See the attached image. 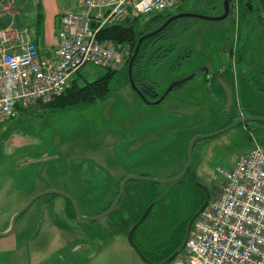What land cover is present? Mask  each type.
<instances>
[{"label": "rangeland", "instance_id": "1", "mask_svg": "<svg viewBox=\"0 0 264 264\" xmlns=\"http://www.w3.org/2000/svg\"><path fill=\"white\" fill-rule=\"evenodd\" d=\"M201 1L206 7L188 0L163 14H223L221 6H209L211 0ZM235 14L217 21L183 17L167 26V37L151 46L141 64L146 78L165 95L160 104L129 85L104 101L62 111L50 112L38 105L44 103H38L1 124L0 228L5 222L11 226L13 216L37 194L50 191L47 188L52 185L68 188L81 215L95 217L103 212L112 190L118 195L112 174L117 169L120 173V168H131L125 170H133L128 176L172 178L186 166L188 149L196 136L217 133L246 117L264 119V19H259L260 14L255 19L254 15ZM117 48L129 50L131 55L130 46ZM106 73V68L87 64L79 78L94 81ZM182 81V86L168 93L173 84ZM171 100H179L178 106L171 116L167 114L165 125L158 127L150 119L156 112L164 115ZM249 127L256 130L255 141ZM143 131L148 136L137 143L140 151L124 154V139ZM257 144H264L261 122L202 138L193 149V172L169 183L130 180L112 213L99 220H81L77 230L60 223L59 209L48 205L53 194L40 196L18 218L14 233H23L24 239L34 235L32 240H36L42 235L40 225L50 221L61 228L48 232L47 238L76 237L77 251L49 253L41 264H146L128 241L136 224L132 220L141 218L153 204L135 231L134 241L145 254L169 245L177 229L195 212L200 190L205 193L206 187L212 196L219 193L224 184L219 169H231L240 154ZM151 188L157 197L147 205Z\"/></svg>", "mask_w": 264, "mask_h": 264}, {"label": "built area", "instance_id": "2", "mask_svg": "<svg viewBox=\"0 0 264 264\" xmlns=\"http://www.w3.org/2000/svg\"><path fill=\"white\" fill-rule=\"evenodd\" d=\"M187 1L82 0L78 11L61 16L53 58L43 57L25 33L17 35L12 51L0 48V125L14 120L20 109L62 96L73 75L87 64L123 67L130 51L100 41L102 28ZM0 37L9 40L6 31ZM219 172L224 177L221 190L195 219L183 252L166 264H264V144L240 154L231 169Z\"/></svg>", "mask_w": 264, "mask_h": 264}, {"label": "crops", "instance_id": "3", "mask_svg": "<svg viewBox=\"0 0 264 264\" xmlns=\"http://www.w3.org/2000/svg\"><path fill=\"white\" fill-rule=\"evenodd\" d=\"M81 1L82 0H0V32L6 31L9 38L7 42H3L2 38L0 37V48L12 51L13 47L17 46L18 44L17 35L25 33L29 40L36 43L39 48V52L43 57L53 58L59 46L58 30L61 26V16L68 12L78 11L81 8ZM178 7L180 8L181 6L179 5ZM186 12L187 11L181 13ZM235 13V15L237 16L238 11H235ZM142 16L144 15H141V17ZM97 25L98 23L94 22L92 27L95 29ZM123 46L124 48L122 50L126 49L125 47H127L128 45ZM184 82L185 81H182V84ZM156 101L155 104H160L162 102V100L157 103ZM178 101L179 100H171L169 103L171 107L166 108L164 115L162 114V111L158 113L156 112V115L153 116L150 120H153V123L157 124L158 127L165 125L164 123L166 122L165 118L167 114L170 116L172 115V110H174L178 106ZM245 127L246 125L243 128L245 129ZM247 131H249L251 134V140L254 139L255 141V138H253V134L255 135L254 137H257L256 130H253L249 127ZM148 132L150 135L154 133L152 131ZM134 134L135 135L132 136L128 135V138L126 137L124 139V142L127 146L124 154H136L138 151H140V146H137V143L141 142V138H145L148 136L146 131H143L137 135L136 133ZM133 163L134 162H132V164ZM123 168H120V173L119 169H117L115 173H112L113 177H115L117 180L115 184V186L117 187L120 185V181L124 177L133 174V170L125 171L131 168H127L124 170ZM47 189L63 191L73 196L69 189L64 186L52 185ZM33 194L34 192H32L31 195ZM53 195L54 196H51L47 199L48 205H56V208L59 209V212L61 214V218H59L60 223L69 227L68 229L77 230V228H80L82 221L81 219L73 216L70 213L67 200L62 196L60 197V195ZM109 196H111V198L109 199L108 204L104 206V209L112 201L115 200L116 194L114 195V190H112V195ZM59 198L63 199L61 200ZM15 213L16 212H14L11 217ZM138 217L139 216H136L132 221L135 222ZM9 228L10 224H7L5 222L0 228V234L7 232ZM22 228H24V226ZM60 228L61 226L57 222L48 221L40 225L39 231H41L40 235H42L36 240H32V237L34 235L29 237L28 239H24L22 236L23 233L16 234L14 233L15 231L11 235L0 237V264H41L44 258L48 257L49 253H58L57 251L59 250H69L73 251L74 253L75 251H77V246H75L77 245L75 236H66L62 238H59V236H54L47 238L46 235L48 232H56L57 230H60ZM42 237L43 239H40ZM22 241L28 242L21 244ZM54 244H56V246Z\"/></svg>", "mask_w": 264, "mask_h": 264}, {"label": "trees", "instance_id": "4", "mask_svg": "<svg viewBox=\"0 0 264 264\" xmlns=\"http://www.w3.org/2000/svg\"><path fill=\"white\" fill-rule=\"evenodd\" d=\"M206 1V0H204ZM248 0H238L240 5V11L238 12L240 17H248L256 14L248 11L246 7V2ZM200 2V3H199ZM198 5H202L203 1L197 0ZM204 5V4H203ZM202 5V6H203ZM219 5L222 7L223 0H211L209 6ZM181 6V5H180ZM206 7V5H204ZM183 11V10H182ZM147 16H150L149 18ZM172 14H152L144 15L134 19H128L126 23H118L116 25L107 26L101 29L98 33V39L100 41H109L114 44L116 47L123 45H128L131 48V55L125 61L123 67L116 70L107 69V73L94 81H89L88 79L80 80V69L76 72L62 96L55 99L54 101L42 105L43 108H48L50 112L62 111L74 106L79 105H88L93 104L98 101H104L110 97V95L125 86L131 85L130 78V61L133 57V54L136 50V47L139 45L140 39L154 30L158 29ZM148 18V19H146ZM250 20H248L249 22ZM167 30H163L155 36L146 38L141 44L136 58L132 63V79L134 80L138 89L151 100H159L162 95L157 92V84L149 81L142 72V63L146 58L147 53L151 46L155 45L159 40L167 37ZM116 81V87L113 88L112 84ZM179 86H182V83H178L173 86L172 90L177 89ZM171 90V91H172ZM170 93V92H169ZM25 110V109H20ZM247 124V123H245ZM154 189L151 188L146 197V203L149 205L152 201L156 200L157 195L153 192ZM119 192V186L117 193ZM202 192V193H201ZM198 202H196L195 212L201 207L205 201V193L200 190V195H198ZM68 206L70 213L73 216H76L74 208L70 201H68ZM112 204V203H111ZM111 204H109L103 211L108 209ZM193 213V215L195 214ZM191 215L189 219L193 216ZM77 217V216H76ZM139 217L135 220L137 223ZM189 219L184 222L178 229L177 233L173 235L170 244L164 247L158 248L154 254H145V256L152 262L156 264H163L176 250L181 247L183 239L185 237L186 227ZM135 234V233H134Z\"/></svg>", "mask_w": 264, "mask_h": 264}, {"label": "water", "instance_id": "5", "mask_svg": "<svg viewBox=\"0 0 264 264\" xmlns=\"http://www.w3.org/2000/svg\"><path fill=\"white\" fill-rule=\"evenodd\" d=\"M229 1L230 0H225V2H224V4H225V10H224V13L222 15H220V16H217V17H206V16L198 15V14L192 13V12L180 13V14H176V15L171 16L158 29L154 30L153 32H151L149 34L144 35L140 39L139 45L136 47V50H135V52L133 54V57H132V59L130 61V69H129V72H130V78H131V85L134 88V90L137 91V92L140 91L138 89V87L136 86L134 80L132 79V63H133L134 59L136 58V56L138 54V51H139V48H140V44L146 38H149L151 36H155V35L159 34L164 29H166L167 26L171 22H173L174 20H177L179 18H183V17H197V18H203V19L212 20V21L226 19L229 16L230 13L231 14L233 12L235 13V6L233 5L232 6V9H231L230 8ZM258 2H259V5H260V9L263 11V13L261 15H259V19H261V18H264V0H258ZM176 84H178V83H175V84H173L170 87L168 93L172 90L173 86H175ZM164 97H165V95H162V97L158 101H156V103L159 102V101H161V100H163ZM249 122H261V123H264V119L263 118H260V117H246V118H243V119H241L239 121H236V122L231 123L230 125H228L227 127H225L224 129L220 130L217 133L196 136L192 140V142H191V144L189 146L186 166L184 167V169L179 174H177L176 176H174L172 178H169V179H154V178H150V177H146V176H126L123 179V181L121 182V184L119 186L118 195L115 198V200L112 202L111 206L108 209H106L105 211H103L101 214H99V215H97L95 217H84V216H82L81 213H80V211H79V209H78V206H77L76 202L66 192L59 191V190H50V191H47L46 193L37 194L35 197H33V199H31V201H29L27 203L26 206H24L22 209H20L13 216L12 223H11V226H10L9 230L7 232H5V233H1L0 234V237H4V236L11 235L14 232V229H15V226H16V223H17L18 218L33 204V202L38 197L43 196V195H47V194H57V195H60V196L64 197L66 200L70 201L71 204H72V206H73V208H74V211L76 213L77 218H79L81 220H99V219H102V218H104L105 216L109 215L110 213H112L115 210V208L119 204V202L121 200V197L123 195L125 184L128 183L130 180H148V181H151V182H154V183H169V182L179 181V180L183 179L187 175L188 171L192 167V164H193L192 153H193L194 146H195V144H196V142L198 140H200L202 138H211V137L220 135V134H222L224 132H227L228 130H230V129L234 128V127H237V126H240L242 124L249 123ZM201 187H203V186H201ZM203 189L205 190V193L207 195V198L204 201V203L201 205V207L197 210V212L189 219L188 224H187V227H186L185 237L183 239V242L181 244V247L178 250H176L163 264H166V263L172 261L173 259H175L182 252V250L185 248L186 243H187V240H188V237L190 235V232H191V229H192V226H193V223H194L195 219L204 210V208L207 206V204L209 202V199H210V193H209L208 189L206 187H203ZM152 207H153V204H151L146 209L145 213L142 215V217L139 219V221L132 227V229L130 230L129 235H128V241H129L130 245L138 252V254L140 255V257L143 259V261L146 264H156V263L150 261L145 256V254L140 250V248L138 247V245L134 241V233L137 230V228L139 227V225H141L143 223V221L147 218V216L150 213Z\"/></svg>", "mask_w": 264, "mask_h": 264}, {"label": "flooded vegetation", "instance_id": "6", "mask_svg": "<svg viewBox=\"0 0 264 264\" xmlns=\"http://www.w3.org/2000/svg\"><path fill=\"white\" fill-rule=\"evenodd\" d=\"M224 2H225V0H223V5H222L223 13H224V10H225V4H224ZM229 4H230V8L231 9H232V6L234 5L235 6V11H238V12L240 11V5L238 4V0H230L229 1ZM245 4H246V7H248V11L249 12H251V13H253V12L254 13H258L260 15L263 13V11L260 9V5H259L258 0H248ZM213 8H217V6H214ZM257 74H258V72H257ZM190 172H193L191 168L188 171V173H190ZM206 198H207V195L205 193V200H206ZM211 198H212V194L210 193V199Z\"/></svg>", "mask_w": 264, "mask_h": 264}]
</instances>
